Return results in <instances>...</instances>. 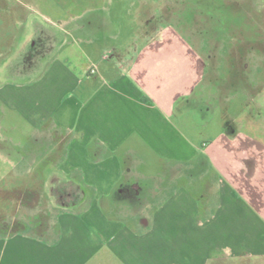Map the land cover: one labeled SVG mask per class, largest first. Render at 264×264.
I'll return each mask as SVG.
<instances>
[{
    "label": "crops",
    "instance_id": "0c3cea01",
    "mask_svg": "<svg viewBox=\"0 0 264 264\" xmlns=\"http://www.w3.org/2000/svg\"><path fill=\"white\" fill-rule=\"evenodd\" d=\"M155 1L130 11L158 17L175 11L176 0ZM238 5L249 13L264 11V0ZM112 11L114 20L94 14L88 31L60 18L48 24L37 13L29 16L22 36L14 21L1 26L0 41L8 46L0 50V107L29 132L49 124L60 129L63 122L77 126V133L57 137V146L68 150L66 166L87 172L93 213H120L110 216L114 219L105 215L94 226L106 234L98 246H109L127 264L264 258V134L236 129L231 115L219 116L211 134L193 136V127L206 121L190 117L192 93L203 86L208 71L194 66L185 47L190 42L169 22L156 27L153 20L133 21L125 36L118 13L128 11L122 6ZM24 74L30 75L16 82ZM42 131L41 141L53 135ZM131 191L136 197L145 194L146 206L141 202L130 214L126 202L124 209H113V197ZM79 219L68 220L73 250L82 236ZM90 242L82 244L97 246ZM7 252L3 262L15 254Z\"/></svg>",
    "mask_w": 264,
    "mask_h": 264
},
{
    "label": "rangeland",
    "instance_id": "374dc122",
    "mask_svg": "<svg viewBox=\"0 0 264 264\" xmlns=\"http://www.w3.org/2000/svg\"><path fill=\"white\" fill-rule=\"evenodd\" d=\"M195 1L203 5L201 9L189 6L187 1L176 0L174 12H159L158 17L148 11L138 14L130 11L133 5L148 7L157 3L155 0H0V27L8 22L12 25L14 21L18 36H22L21 29L29 16L37 13L48 24L60 18L88 31L94 14H99V20H103V14L114 20L112 10L120 6L128 11L118 13L125 36L131 34V23L136 20L145 24L153 20L156 27L169 22L178 35L190 42L185 47L191 51L196 69L208 71L203 86L192 93L195 107L190 117L193 121H206L193 127V136L211 134L222 120L219 116L231 115L236 118L233 125L236 129H249L263 136L264 11L247 12L246 5H238L246 0ZM88 7L96 11L90 12ZM22 40L21 37L16 41ZM0 42L3 44L0 50L7 49V43ZM212 71H217L218 75ZM29 75L16 77V82H24ZM24 86L18 90L21 94L27 90ZM79 113L76 111L72 116ZM252 116L253 120L256 118L254 123L250 120ZM61 126V130L50 124L42 128L32 126L29 132L30 128L10 114L8 108L0 107V264H127L118 252L109 250V246H98L100 242L97 241L104 240L106 234L103 235L102 227H95L97 222L106 218L105 215L114 219L110 216L120 213H93L84 181L87 172L66 166L68 150L66 146H57V137L65 136L68 130L75 134L79 129L72 126V122H63ZM43 129L53 134L47 141L40 140ZM82 159L87 162L89 157ZM62 168H70V171ZM75 180L79 185L74 184ZM145 200V194L136 197L131 191L122 198L114 196L116 205L112 206L121 210L126 202L130 214L141 202L146 206ZM75 217L80 218L83 228L80 229V244L73 250L74 247L67 243L74 233L68 220ZM60 240L67 243L62 248L55 245ZM87 241H95L97 246L90 248L82 244ZM54 246L56 248H52ZM8 249H13L15 254L12 260L3 262L2 256ZM21 252L25 259L19 255ZM185 263L204 264L193 260ZM206 264H264V258L243 255Z\"/></svg>",
    "mask_w": 264,
    "mask_h": 264
}]
</instances>
